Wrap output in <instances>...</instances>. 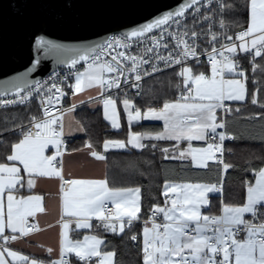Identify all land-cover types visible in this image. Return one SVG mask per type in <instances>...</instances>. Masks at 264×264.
Returning a JSON list of instances; mask_svg holds the SVG:
<instances>
[{"label": "snow or ice", "instance_id": "6c2138e0", "mask_svg": "<svg viewBox=\"0 0 264 264\" xmlns=\"http://www.w3.org/2000/svg\"><path fill=\"white\" fill-rule=\"evenodd\" d=\"M96 6L8 0L21 23L11 33L0 29V264H123L103 238L108 233L133 242L139 264H264V151L242 163L225 159L235 155L225 141L264 146V0H179L143 22L96 31L98 38L75 35L98 22L84 11ZM140 6L154 7L148 0ZM49 58L66 67L33 78ZM169 71L177 82L145 100L144 79ZM118 102L124 139L69 147L75 133L87 132L73 115L78 108L102 106L120 130ZM238 118L250 127L233 132ZM142 121L163 126L132 131ZM113 149L136 152L124 176L161 182L123 183L110 167L119 166L109 159ZM81 156L104 172L74 171ZM165 162L209 178H177ZM52 200L56 220L42 224ZM53 227L55 248L36 239Z\"/></svg>", "mask_w": 264, "mask_h": 264}, {"label": "trees", "instance_id": "16d2710c", "mask_svg": "<svg viewBox=\"0 0 264 264\" xmlns=\"http://www.w3.org/2000/svg\"><path fill=\"white\" fill-rule=\"evenodd\" d=\"M177 82L176 78L172 75L171 72H167L164 75H159L155 78H151L145 83L144 95L145 100H148L151 95H159L162 91H169L171 83ZM137 104L143 106L144 101L140 99L136 101ZM118 107L121 111V123L122 129L115 130L112 129L110 124L103 118V114L101 111L90 112L88 108L83 107L78 110L77 118L81 123H83L87 129L85 133V137L81 139H75L69 141V147L74 146L76 143H85V141L89 138L92 139L94 143L102 144L103 139H124L127 133V126H126V119L125 114L122 111V106L118 102ZM143 127L134 125L132 130L133 131H145V130H160L162 125L160 124H149L145 123L142 124ZM250 127V125L244 124L238 118L232 129L233 132H240L245 130L246 128ZM197 145V143H194ZM227 148L233 149L235 155L229 156L227 153L225 159H232L236 162H243L244 157L251 151L262 152L264 151V146H261L258 142H229L227 144ZM109 159L110 161L118 162L119 166L114 163H110V167H112L113 171L117 175V177L126 184H143L145 188L149 186V182L151 181L152 184H159L161 182V177L159 176H151L145 178H136L134 180H130L128 177L124 176L121 172V169L124 168L128 161L138 159L136 152L134 151L133 154L128 155L125 153L124 150L122 151H112L109 152ZM157 159H159V153H157ZM165 164L171 169L176 168L175 175L177 178L181 177H188V178H196V177H203L208 179L209 177L205 176L203 171L198 170H188L187 172L181 171L178 167H176L175 162H165ZM231 172V170H229ZM237 177L233 175L231 177V183L233 184V191L237 187L236 181ZM227 191V190H226ZM153 195H158V191L153 189ZM213 204L218 203L215 198L212 200ZM105 242L109 244V250L114 245L115 250L117 252L116 260L122 261L123 264H139V256L135 247L133 246V242L128 241L127 238L122 240L120 236L108 233L103 235Z\"/></svg>", "mask_w": 264, "mask_h": 264}, {"label": "water", "instance_id": "95a60500", "mask_svg": "<svg viewBox=\"0 0 264 264\" xmlns=\"http://www.w3.org/2000/svg\"><path fill=\"white\" fill-rule=\"evenodd\" d=\"M179 0H148L153 5L151 8H143L140 5L143 0H97L96 7L85 8L84 11L96 16L98 22L91 30L75 33V35H87L93 39L98 38L94 33L96 31L108 32L115 30L120 24H132L133 22H143L150 14H155L157 10L172 8L177 5ZM8 0H0V29L6 33H11L18 29L21 21L15 13L7 7ZM29 14L31 9L28 10ZM110 34V33H109ZM78 42V41H65ZM7 67H17L20 71L24 68L20 65H6ZM63 65H56L54 59L49 58L44 61V67L41 73L33 78L43 79L48 73L57 69L65 68ZM15 74V73H13ZM5 77L0 76V79Z\"/></svg>", "mask_w": 264, "mask_h": 264}, {"label": "crops", "instance_id": "0c3cea01", "mask_svg": "<svg viewBox=\"0 0 264 264\" xmlns=\"http://www.w3.org/2000/svg\"><path fill=\"white\" fill-rule=\"evenodd\" d=\"M81 108H83V107H81ZM81 108H78L77 111L73 114L75 116V119H77V120H78L77 113H78V110H80ZM86 108H88V110L90 112H95V111L99 110L103 114L102 106H100L99 108H95V107H93V108L86 107ZM145 123L146 124L147 123H149V124H155L156 123V124H160L163 126L162 121H142L141 122V124H145ZM134 125H136L135 122H134ZM83 137H85V133L77 132L70 138L69 141L75 140V139H81ZM194 143H197V145L199 144V142H194ZM83 144L84 143H76L74 146H71V147H80ZM112 151H122V150L113 149ZM81 165H83V167H81ZM72 167H73V170L76 172H83L85 174L93 175V176H99L101 173L104 172V167L101 163L92 162L91 158H88V160L85 161V159L82 156L78 157V159L72 164ZM43 187L45 189H54V185H51V184H45V185H43ZM48 207L50 210V215L43 217L42 221H41V223L45 224V225L48 223H54L56 220V201L55 200L49 201ZM78 231L82 232V233H86V234L91 233V230H78ZM71 235L76 236V233H72ZM79 238L82 239V235ZM36 239L39 240L40 242H42L43 244L47 245V246H52L55 248V246L57 244V240H58V230L56 227L48 229V230L44 231L42 234L38 235L36 237ZM18 247H20V250L23 252V254H25V255L31 254L30 250L28 248H23L22 246H18ZM32 249H33V251H35V254L38 258H46V256L41 254V252L35 248V244H33Z\"/></svg>", "mask_w": 264, "mask_h": 264}, {"label": "built area", "instance_id": "2783aa9c", "mask_svg": "<svg viewBox=\"0 0 264 264\" xmlns=\"http://www.w3.org/2000/svg\"><path fill=\"white\" fill-rule=\"evenodd\" d=\"M62 69H64V68H57V69H55V70H56V71H61ZM52 72H53V71H51L50 73H48L43 79L47 78V76L50 75ZM169 72H170V71H169ZM157 76H159V74H156V75H155V77H157ZM150 79H151V78L146 77V78L144 79V81L142 82L143 92H144V86H145V83H146L148 80H150ZM142 94H143V93H142ZM129 95H130V96H133V98H134L136 101L140 99V98H138V97H135V90H130V91H129ZM229 142H231V141H225V146H226V148H227V144H228ZM226 155H227V152L225 153V157H226Z\"/></svg>", "mask_w": 264, "mask_h": 264}]
</instances>
